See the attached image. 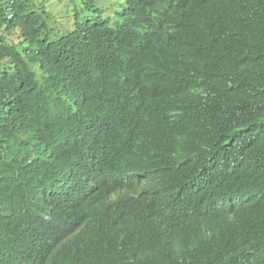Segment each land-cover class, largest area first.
Masks as SVG:
<instances>
[{
  "label": "trees",
  "instance_id": "trees-1",
  "mask_svg": "<svg viewBox=\"0 0 264 264\" xmlns=\"http://www.w3.org/2000/svg\"><path fill=\"white\" fill-rule=\"evenodd\" d=\"M123 1L0 0V264H264V0Z\"/></svg>",
  "mask_w": 264,
  "mask_h": 264
},
{
  "label": "rangeland",
  "instance_id": "rangeland-1",
  "mask_svg": "<svg viewBox=\"0 0 264 264\" xmlns=\"http://www.w3.org/2000/svg\"><path fill=\"white\" fill-rule=\"evenodd\" d=\"M43 4L46 12L51 14V19L48 22L49 27L54 30L50 34V39L54 40L62 32V28L73 30L75 23H83L95 16H100L106 20L109 27H113L119 18L124 1L123 0H98L96 7L98 11L86 9L80 0H37Z\"/></svg>",
  "mask_w": 264,
  "mask_h": 264
},
{
  "label": "clouds",
  "instance_id": "clouds-1",
  "mask_svg": "<svg viewBox=\"0 0 264 264\" xmlns=\"http://www.w3.org/2000/svg\"><path fill=\"white\" fill-rule=\"evenodd\" d=\"M131 194H136L139 196L141 192L137 190L136 188H133L131 191ZM147 228H144L141 223L139 222H126L122 223V229L119 230V233L121 235H128V234H141L142 231Z\"/></svg>",
  "mask_w": 264,
  "mask_h": 264
}]
</instances>
